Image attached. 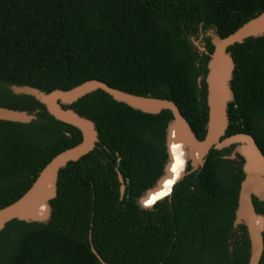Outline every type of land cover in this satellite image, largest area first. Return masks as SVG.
<instances>
[{"label":"trees","instance_id":"trees-1","mask_svg":"<svg viewBox=\"0 0 264 264\" xmlns=\"http://www.w3.org/2000/svg\"><path fill=\"white\" fill-rule=\"evenodd\" d=\"M263 10L264 0H0V106L38 110L29 123L0 120V208L81 140L79 130L8 85L48 92L98 79L172 100L202 139L208 55L193 41L201 36L211 52L207 30L224 37ZM228 50L235 68L224 136L249 133L264 154V34ZM70 107L94 122L99 141L60 169L47 222L13 219L0 227V264H102L90 241L106 264L247 263L246 229L232 226L242 158H223L233 145L211 149L202 168L173 184L190 166L180 144L171 143L172 178L148 195L167 163L171 113H144L101 90ZM253 204L264 215V202L254 197Z\"/></svg>","mask_w":264,"mask_h":264},{"label":"water","instance_id":"water-1","mask_svg":"<svg viewBox=\"0 0 264 264\" xmlns=\"http://www.w3.org/2000/svg\"><path fill=\"white\" fill-rule=\"evenodd\" d=\"M263 34L264 10L224 37H220L213 30H207L205 35L210 38L211 52L205 49L204 42L200 40L201 36L198 40L193 41L198 50L208 55L207 72L204 77L207 120L202 139L196 137L188 121L172 100L127 92L98 79H88L69 89H53L48 92L29 85H8L13 94L33 97L44 106L46 112L55 120L79 130L81 140L77 144L56 153L38 172L32 184L19 198L0 208V227L13 219L26 222H47L49 220L51 216L50 201L57 194L60 169L68 162L77 161L86 155L99 141L94 122L77 113L70 105L93 91L101 90L113 100L144 113L157 114L162 110H168L171 113L172 117L165 127L164 135L167 163L163 175L148 195L161 188L165 179L172 178L170 170L171 143L180 144L185 165L188 163L190 166L188 171L181 170V173L172 180L173 184L185 175L202 168L211 149L223 150L235 145L230 154L223 156V158L231 160L237 158V155L242 158L243 178L239 184L232 226L237 228L238 225L242 224L246 229L249 242V255L246 264H259L264 249L262 236L264 215L256 212L253 198L264 202V154L249 133L236 132L229 136H224V134L229 123L227 108L233 98L230 81L235 68L234 60L228 48L235 43L243 42L248 37H257ZM200 80L201 77H198L199 83ZM37 111L28 112L22 109L0 106V120L29 123L37 118ZM116 175L119 182V198H122L125 182L118 169H116ZM172 186H170L168 195L171 193ZM90 249L102 264H106L96 253L91 241Z\"/></svg>","mask_w":264,"mask_h":264},{"label":"flooded vegetation","instance_id":"flooded-vegetation-1","mask_svg":"<svg viewBox=\"0 0 264 264\" xmlns=\"http://www.w3.org/2000/svg\"><path fill=\"white\" fill-rule=\"evenodd\" d=\"M204 47H205V46H204ZM199 52H202V53H204L203 51H200V50H199ZM204 77H205V76H204ZM234 147H235V145H233V149H234ZM233 149H232V151H233ZM232 151H231V152H232ZM231 152H230V153H231ZM230 153H229V154H230ZM227 155H228V154H227ZM223 156H224V155H223ZM237 159H238V155H237V158H235V159H232V160H237ZM229 160H231V159H229Z\"/></svg>","mask_w":264,"mask_h":264}]
</instances>
